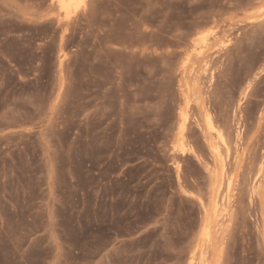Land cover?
<instances>
[{"label":"rangeland","instance_id":"rangeland-1","mask_svg":"<svg viewBox=\"0 0 264 264\" xmlns=\"http://www.w3.org/2000/svg\"><path fill=\"white\" fill-rule=\"evenodd\" d=\"M65 2L0 0V264H264V0Z\"/></svg>","mask_w":264,"mask_h":264},{"label":"bare ground","instance_id":"bare-ground-1","mask_svg":"<svg viewBox=\"0 0 264 264\" xmlns=\"http://www.w3.org/2000/svg\"><path fill=\"white\" fill-rule=\"evenodd\" d=\"M66 2L65 3H67V4H65L66 6H68V5H71L73 2H74V0H65ZM75 5V4H74ZM61 6V5H60ZM64 8V7H63ZM65 9V8H64ZM68 9V8H67Z\"/></svg>","mask_w":264,"mask_h":264}]
</instances>
